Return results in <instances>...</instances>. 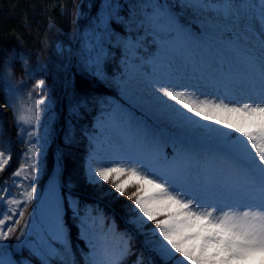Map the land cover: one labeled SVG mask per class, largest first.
Returning <instances> with one entry per match:
<instances>
[{
	"label": "snow or ice",
	"instance_id": "obj_1",
	"mask_svg": "<svg viewBox=\"0 0 264 264\" xmlns=\"http://www.w3.org/2000/svg\"><path fill=\"white\" fill-rule=\"evenodd\" d=\"M104 7L113 10L119 6L106 3ZM174 7L202 14L214 6L193 5L188 0L175 6L155 2L153 18L168 28L179 54L186 44L197 39L202 25L193 32L173 11ZM259 9L258 26L256 15L249 16L256 31L255 42L237 52L235 64L226 66L222 62L213 70L223 77L226 86L234 81L249 82L252 87L247 92L235 95L212 91L214 95L209 98L200 87L180 81L153 84L161 114L174 133L165 139L147 127L138 128L137 146L144 159H125L126 166H97L94 172L89 165L86 179L90 184L109 182L114 174L117 179L125 177L120 182L112 181L115 191L134 202V208L126 206L131 214L129 223L145 236V248L161 264H264V0H260ZM111 17V11L101 15L97 26L107 32ZM138 23L144 28V17ZM102 57L101 47L95 59L85 62L86 69L97 77L104 76ZM203 75L212 79V73ZM35 88L42 89L43 82H37ZM20 119L30 122L31 116L22 115ZM169 144L173 147L171 158L164 152ZM7 163L8 158L0 151V168ZM129 188H134L130 194ZM27 198L32 199V192L27 193ZM17 215L23 218L22 207L8 216L11 223L0 221V241L12 238L16 231L13 225L21 223V219H13ZM148 222L155 227L147 228ZM23 236L21 229L15 236L17 248L27 245ZM121 243L117 253L110 256H102L98 245L92 244L84 264H123L131 246L127 238H122ZM69 247L57 210L50 229L30 251L39 264H57L62 254L65 259L59 264H69ZM0 264L30 261L14 260L0 247ZM136 264H144L142 255Z\"/></svg>",
	"mask_w": 264,
	"mask_h": 264
},
{
	"label": "trees",
	"instance_id": "obj_2",
	"mask_svg": "<svg viewBox=\"0 0 264 264\" xmlns=\"http://www.w3.org/2000/svg\"><path fill=\"white\" fill-rule=\"evenodd\" d=\"M179 1L162 0L173 6ZM106 3L119 7L109 10ZM149 5L150 0H0V150L9 155L0 171V189L7 186L0 200V221L7 225L10 214L21 207L24 210L22 219L13 217L21 223L13 225L15 233L0 241V247L14 260L39 264L31 247H16L15 236L54 184L60 222L70 245L66 254L69 264H84L92 244L98 245L99 252L110 249L117 253L122 238L131 246L123 264H136L141 255L144 264L150 260L161 264L145 248V236L129 223L131 214L126 206L133 207L134 202L115 191L111 178L93 185L83 171L89 147L86 132L100 105H107L109 98L118 99L124 41L141 32L138 21ZM178 10L173 8L177 14ZM109 11L112 17L105 32L97 26L98 17ZM89 28L100 33L103 77L91 74L79 54L81 33ZM40 81L43 88H35ZM22 115L31 116V121L21 120ZM131 191L134 188L127 190ZM28 192H32L30 201ZM154 227L148 222L147 228ZM63 259L62 254L57 264Z\"/></svg>",
	"mask_w": 264,
	"mask_h": 264
},
{
	"label": "rangeland",
	"instance_id": "obj_3",
	"mask_svg": "<svg viewBox=\"0 0 264 264\" xmlns=\"http://www.w3.org/2000/svg\"><path fill=\"white\" fill-rule=\"evenodd\" d=\"M155 2L157 0H150V8L142 11L144 28H141V32L134 36L128 35L124 41V56L116 88L118 99L109 98L107 105H100L101 110L93 119L91 129L86 132L89 147L84 157L85 178L90 164L94 172L97 166H126L125 159H144L137 146L140 135L138 128L147 127L165 139L174 133L170 122L161 114L158 105L160 98L154 92L153 84L180 81L189 86L200 87V91L208 94L209 98L214 95L212 91H228L239 95L252 87L245 81H234L226 86L223 77L213 70L222 62L226 66L235 64L237 52L255 42L256 31L249 16L256 15L258 26L260 0H188L193 5L209 4L214 7L210 12L205 10L202 14L179 8L178 15L193 32L202 25V32L197 39L186 44L179 54L175 51L177 42L169 38L168 28L153 18ZM159 2L163 3L162 0ZM181 2L182 0L179 4ZM99 36V31L90 28L81 33L79 54L84 63L95 59L101 48ZM58 49L61 50L59 45ZM202 73H212V79L202 76ZM256 86L259 87L258 82ZM164 152L171 158L172 145L165 147ZM6 157L9 158V155ZM110 178L116 182L125 179L123 176L117 179L115 174ZM96 179L99 180V177ZM6 192L7 186L0 189V200ZM57 210L60 213L59 195L56 186L52 184L27 222V227L25 225L23 228L25 236L22 239L28 241L29 247H35L39 238L50 229ZM82 235L84 237V232ZM100 254L110 256L115 253L109 249Z\"/></svg>",
	"mask_w": 264,
	"mask_h": 264
}]
</instances>
